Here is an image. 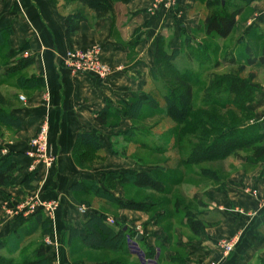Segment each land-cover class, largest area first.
Instances as JSON below:
<instances>
[{
  "label": "crops",
  "instance_id": "crops-1",
  "mask_svg": "<svg viewBox=\"0 0 264 264\" xmlns=\"http://www.w3.org/2000/svg\"><path fill=\"white\" fill-rule=\"evenodd\" d=\"M199 2L178 0L176 7L168 13L162 9L153 10L156 0H132L127 5H118L110 17L82 23L78 33L74 34L69 42L66 37V15L54 7L50 0H0V30L9 26L13 29L10 54L27 48L24 56L36 57V72L46 82L45 90L26 97L24 103L21 102L14 108L15 115L22 123V130L14 133L13 141L2 142L4 150L1 156L11 155L13 160L24 168L26 175L32 163L27 156L30 151L29 142L44 124H48L50 152L56 163L49 170H41L38 184L45 195L60 201L58 217L50 222L52 233L59 232L63 238L58 247L47 248L49 264H74L69 255L74 240L70 238L67 225L71 224L79 230L81 237L84 236L83 224L87 214L79 211V202L72 192V187L82 180L100 182L101 177L107 173L125 171L119 168L103 171L102 167L91 171L81 169L75 163L73 155L78 135L85 131L97 132L103 141L102 149L107 158L116 156L119 139L126 138L124 136H128V131L139 129L133 126L134 120L125 117H121L119 128L111 129L100 125L96 120L97 115L106 109L128 106L137 98L145 99L148 95L157 97L155 83L149 73L155 63V39L160 34L172 37V47L179 49L185 38L191 39V45L202 43L198 35H205V11H201L203 5ZM247 9L253 10L251 18L242 25L247 37L245 36V39L241 36L237 41L240 40L242 45H249L254 54L260 56L261 54L255 53L254 42H264V0H256L248 7L245 6L243 13ZM94 17L89 13L87 19ZM255 18V23L252 22L254 25H251ZM205 37L207 38L206 35ZM96 45L102 47L103 59L113 68L110 77L101 81L89 74H72L65 65L68 52ZM181 56L182 54L178 57L177 64L178 67L184 68L186 64L181 62ZM255 87L258 93L249 108L256 118L258 117L264 130V88H258L256 85ZM123 125H126L127 129H121ZM135 139L136 135L131 138L133 145ZM142 142L148 144L147 140ZM146 170V167H135L126 171L138 173ZM252 174L254 175H242L237 181L229 182L228 193L217 192L216 196L210 195V199L214 201L212 206H216L201 214L202 216L199 214V219L210 229L200 241H189L182 246L186 255L180 257L181 264H264V209L259 207L257 201L239 191L245 181L254 186L258 185L264 193V164H260ZM14 189L17 196L23 197L24 191L17 186ZM6 200L8 203L3 204L4 211L14 201L10 198ZM225 205L231 209H244L248 215L243 216L223 209ZM94 211L96 212H92ZM126 211L121 210L122 213L131 215L132 211ZM108 219L111 220L107 216L106 220ZM34 220V213L29 216H14L0 211V240ZM121 220L129 227L128 218L122 215ZM60 223L62 230L57 228ZM146 229L148 235L143 238L138 236L142 241L133 243L130 240L129 245L131 249V244H135L142 256L139 252L132 253L138 255L143 264H164L165 261L170 263L171 245L166 234L150 223ZM228 238L239 242L230 256L223 259L217 248L218 241ZM145 248L153 250L152 257L146 256ZM0 252L6 253L7 250ZM133 260L135 262V259Z\"/></svg>",
  "mask_w": 264,
  "mask_h": 264
},
{
  "label": "trees",
  "instance_id": "trees-1",
  "mask_svg": "<svg viewBox=\"0 0 264 264\" xmlns=\"http://www.w3.org/2000/svg\"><path fill=\"white\" fill-rule=\"evenodd\" d=\"M52 4L58 1L78 3L96 18L111 15L114 5L118 3L127 4L132 0H50ZM204 3L206 14L204 18V33L207 37H219L223 41L227 40L236 30L238 18L243 14L245 6L256 0H199ZM87 21V15L78 10L74 14L68 15L65 19L66 37L71 42L74 34L78 33L82 23ZM13 35L11 26L0 30V87H11L23 92H39L46 88L45 79L36 72L34 55L24 56L27 48L19 52L10 54V40ZM155 63L150 68L151 80L155 83V89L159 97L148 95L145 99L137 98L132 104L118 108L106 109L96 117L97 122L102 126L114 129L109 123L120 121L121 117L136 120L145 106L161 110L159 101L163 102L164 114L181 126L178 142L179 145L190 146L189 153L182 158L181 164L184 167L199 166L204 163L227 159L238 152L250 150L251 157H247V162L251 165L264 162V130L257 121L245 123L226 124L225 121L209 117V111H224L232 114H253L249 108L256 100L258 89L251 80L241 78L237 75L216 76L209 79L204 90L203 105H196L193 89L204 84L202 72L212 65V54L208 46L202 43L191 45V39L185 38L182 47H172V37L158 35L155 39ZM186 64L184 68L178 67V57ZM230 63L229 53L223 56ZM242 60L249 67L264 68V50L260 56L254 54L253 48L249 45L245 48V55ZM232 61V62H231ZM181 64V63H180ZM219 61L213 64L216 68ZM196 70H198L196 72ZM10 95L0 96V129L10 133H17L22 130V123L15 115L14 109L5 107L6 102H11ZM18 97L15 96L14 101ZM5 103V104H4ZM206 112V113H205ZM211 115V114H210ZM208 116V117H207ZM186 132L194 133L183 141L182 134ZM195 133L197 135H195ZM126 134L135 137L134 131L130 130ZM100 136L97 132H81L75 145L73 155L74 161L79 167L97 162L106 158L102 149ZM137 143V141H136ZM139 147L155 153H161L164 149L148 146L140 142ZM3 149L0 140V189L19 187L22 191L30 192L36 189L35 184L40 181L38 171L23 174L24 168L13 160L10 155L1 156ZM168 172L164 167H149L144 172H110L103 175L100 182L82 180L72 187L75 198L78 196H93L99 201L115 205L120 208L149 212L154 209V205L145 203H132L118 200L110 194L105 185L111 186L130 184L135 187L150 189L158 193H163V183L161 174ZM167 174V173H166ZM218 179V177H217ZM192 215L189 220V228L196 234L206 230L205 224L196 216ZM35 220L24 228L15 231L13 234L0 240V264H49L47 249L44 238L52 233L50 219L38 210ZM84 236L81 237L79 230L71 224L67 225V230L71 239L79 238L82 247L89 251H109L122 258H133L137 264H143L138 255L132 253L129 245L131 241H138V236L143 235L132 231L121 220H114L109 224L104 214L98 211L89 212L83 224ZM39 238L38 240H35ZM35 240V241H33ZM142 241V239H141ZM139 242V241H138ZM148 257H152V249H144ZM114 264H129L127 262H115Z\"/></svg>",
  "mask_w": 264,
  "mask_h": 264
},
{
  "label": "rangeland",
  "instance_id": "rangeland-1",
  "mask_svg": "<svg viewBox=\"0 0 264 264\" xmlns=\"http://www.w3.org/2000/svg\"><path fill=\"white\" fill-rule=\"evenodd\" d=\"M231 2L238 3L236 0H232ZM127 4H115L111 15L115 13L116 7L118 5ZM199 4L203 5V8H199L202 9L201 11H205L206 14L204 3L199 2ZM52 5L56 7L60 12L65 14L66 17L68 15L74 14L79 9L82 10V12L87 16L89 15L88 8H84L78 3L58 1ZM252 13V9H247L245 13L240 16L238 21L239 27L225 41H223L222 39L219 40V37L206 38L204 34L201 36L198 35V39H200L202 44L210 48L213 61L212 65L202 72V79L204 84L193 89L194 98H196V105H203L204 90L207 86L206 81L213 78L214 75H237L241 78L243 77L247 80H251L252 84L256 85L258 88H264V68L249 67L242 60V55H245L246 45H242V43H240V40L237 41L241 36L242 38L244 37L246 39L247 33L245 32L242 25L248 22V20L252 16ZM111 15L102 18H90L87 19L86 22L94 20L98 21L110 17ZM255 20L256 18L251 21V25H254L253 23H255ZM254 47L255 53L260 55L264 50V42H254ZM79 50L86 49H74L71 51ZM226 53H229L231 59L235 61L234 63H230L229 61H227V59L223 61V56ZM101 59L103 63L108 68H110L111 72H113V68H111L105 62L103 56H101ZM217 61H219L220 64L215 68L213 64L217 63ZM197 71L198 70H196V72ZM34 93L36 92H23L11 87H0L1 98L2 96L4 97V95H10L12 97L11 102L7 101L6 104L4 103L6 105L5 107H11L12 109L18 107L21 102L24 103L26 101V97L31 96ZM15 96L18 97V101H14ZM157 97H159V95H157ZM158 105L161 107V109H165V105H163L162 101H159ZM148 107L149 106H147L145 110L143 109L138 118L133 122V126L136 129H139L138 131H134V134L136 135L134 145V142L131 143V135L124 136L126 138L119 139L116 156L112 157V159H108L106 156V158L97 160V162L83 165L81 169L91 171L95 168L102 167L103 171H109L110 169L113 170L114 168H119L122 169V171H126L127 169H134L135 167H146L147 169L149 167L155 166L164 167L168 172H166L167 174L162 173L160 176L163 183V193H158L153 190L144 189L141 187H135L130 184L111 186V184L107 183L105 185L106 190L118 200L125 202L128 201L134 204H151L154 205V209H151V211L149 212L129 210L132 211L130 212V214L132 215L131 216L121 212V210H127L126 212H128V209L120 208L118 206L99 201V199L93 196H78L76 199L79 202V209L85 208L86 210H88L82 214H88V212L96 210L102 212L104 215H106V218L108 216V218H111V220L113 221L116 219L121 220L122 215H124L130 220L129 228L132 231L139 233V235H148L149 233L146 228L148 227L149 223L153 224L154 228H159L166 234L169 245H171L169 249L170 255L172 257L171 262L169 263V261H165L164 264H181L179 262L180 257H184L186 255V252L182 248V246L187 244L189 241H200L201 237H203V235L206 234L207 230L210 229V227L205 225L206 230L204 232L198 234L194 233L188 226L190 220L189 218L190 216H192L189 215L191 214L190 212L192 211V214L193 212H195L196 216L199 217V214L201 215L209 211L211 207L213 208V206H216H212V202L214 201L210 199V195L216 196L217 192L219 194L222 192L228 193L229 191L227 189L229 182L237 181L239 179L238 177L242 175L253 176L254 174L252 173L255 172V169L260 164H264V162L258 163L256 165H251L247 162L246 158L251 157L252 152L250 150H245L238 152L237 154L228 157L227 159L208 162L199 166L184 167L181 164V160L187 155V153H189L191 147L187 144L179 145L180 141L178 142V136L181 126L171 118L167 117L164 114L163 109L162 111H157L155 110L156 108ZM206 114H209V117L207 116L208 118H211L210 116H212L214 118H217L218 120L225 121L226 124H232L234 121L236 123L257 121L261 125V123L258 121V117L256 118L255 113L249 115L238 113L232 114L230 112L214 110L209 111ZM109 123L113 124L114 126H118L116 128L120 127L118 121H110ZM121 129H127V126L123 125ZM38 133L30 140L29 143L37 138ZM188 135L189 137H191L192 135H194V133L186 132L182 134L181 136L183 141L187 139ZM195 135L197 134L195 133ZM13 139H15L14 133H10L4 129H0L1 142H6L7 140L13 141ZM143 140L148 141V146H154L159 150L164 149V151H161V153H155L150 150L143 149L139 146L137 147V144L139 142H142ZM136 141L138 142L136 143ZM3 150L4 149H2V151ZM55 163L56 159L53 167ZM35 187L36 189L34 191L25 192L23 197L17 196L16 190L14 188H1L3 190L0 189V211L10 213L14 216H29L30 214H32L30 210L36 199H38L40 203H53L54 201L58 200L56 198H49L48 195H45V193L42 192L41 186H39V184H35ZM240 188L241 189H239V191H241L242 194L257 201L259 207L264 209V193L261 192V189L258 185L254 186L249 182L247 183L243 181V184ZM7 198H10L11 200L14 199V201H12V203L10 201L11 204H9V206L4 211L3 207L5 206L3 204L8 203V200H6ZM58 203L61 208L59 200ZM227 206L228 205H225L222 208L230 210L235 214L243 216L248 215V212L244 209H240L239 207L231 209L229 206ZM38 208H41V206H39ZM60 208L56 212L55 217H58ZM121 221L124 223V220ZM57 228H60V230H62V224L60 223ZM38 239L39 238H37L36 236L35 240ZM47 240H50L51 245L47 244ZM73 240L74 241L72 247H70L69 249V255L74 264H114L115 262L137 264V262H134L132 258H122L121 256L115 255L109 251H89L86 247L81 246V244L78 242L79 238H75ZM43 241L46 245V249L53 247L56 248L58 247L59 242L62 244L63 238L61 237V235H59V232H53L49 236L45 237ZM134 242L136 241L134 240L133 243ZM238 242L239 241H235L234 238L220 239L218 241L217 248L220 250L223 259H227L230 256V254L235 250ZM229 246L233 247L231 251L228 250ZM131 251H135V253H137L140 250L135 244H131ZM140 254L142 256V253ZM207 264H217V262H209Z\"/></svg>",
  "mask_w": 264,
  "mask_h": 264
},
{
  "label": "built area",
  "instance_id": "built-area-1",
  "mask_svg": "<svg viewBox=\"0 0 264 264\" xmlns=\"http://www.w3.org/2000/svg\"><path fill=\"white\" fill-rule=\"evenodd\" d=\"M177 2L178 0H156L153 10L162 9L169 13L176 7ZM102 53L103 49L99 45L86 50L70 51L66 56L65 65L74 75L89 74L104 81L110 76L111 70L103 63ZM119 69L121 70V68ZM48 138L49 126L46 123L40 129L37 138L30 143V151L27 156L32 160V163L29 166V172L38 171L41 173L42 169L49 170L53 167L55 158L50 153ZM34 202L30 210L32 214L41 210L51 221L54 220L55 214L60 208L58 200L53 203H40L36 199ZM39 206L41 208H38ZM79 211L85 213L87 210L82 208ZM107 222L114 223L110 219ZM47 244L51 245L50 240H47ZM232 249L233 247L229 246L228 250L231 251Z\"/></svg>",
  "mask_w": 264,
  "mask_h": 264
},
{
  "label": "water",
  "instance_id": "water-1",
  "mask_svg": "<svg viewBox=\"0 0 264 264\" xmlns=\"http://www.w3.org/2000/svg\"><path fill=\"white\" fill-rule=\"evenodd\" d=\"M139 240H141V237H138Z\"/></svg>",
  "mask_w": 264,
  "mask_h": 264
}]
</instances>
